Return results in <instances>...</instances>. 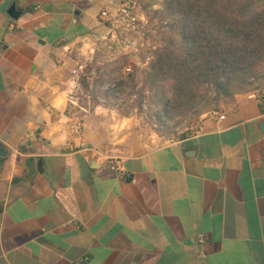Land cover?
<instances>
[{"label":"crops","instance_id":"crops-1","mask_svg":"<svg viewBox=\"0 0 264 264\" xmlns=\"http://www.w3.org/2000/svg\"><path fill=\"white\" fill-rule=\"evenodd\" d=\"M122 1L0 0V264H264V97L128 154L70 114L67 50Z\"/></svg>","mask_w":264,"mask_h":264},{"label":"rangeland","instance_id":"rangeland-1","mask_svg":"<svg viewBox=\"0 0 264 264\" xmlns=\"http://www.w3.org/2000/svg\"><path fill=\"white\" fill-rule=\"evenodd\" d=\"M172 1L123 0L117 14L106 21L107 34L67 50L76 63L74 75L79 82L72 93L70 114L84 122L102 112L117 148L127 154L196 133L205 119L226 113L238 95L264 94V56L242 75L230 77L233 96L221 93L202 71L189 70L181 78L170 74L162 86L150 82L156 53L166 46L178 50ZM87 72L90 87L83 89L80 81Z\"/></svg>","mask_w":264,"mask_h":264},{"label":"trees","instance_id":"trees-1","mask_svg":"<svg viewBox=\"0 0 264 264\" xmlns=\"http://www.w3.org/2000/svg\"><path fill=\"white\" fill-rule=\"evenodd\" d=\"M194 1L169 5L177 12L178 50L166 46L156 53L150 82L162 86L170 74L181 78L189 70L202 71L221 93L233 96L230 77L242 75L264 56V0ZM89 77L83 74V89L90 87Z\"/></svg>","mask_w":264,"mask_h":264},{"label":"built area","instance_id":"built-area-1","mask_svg":"<svg viewBox=\"0 0 264 264\" xmlns=\"http://www.w3.org/2000/svg\"><path fill=\"white\" fill-rule=\"evenodd\" d=\"M108 16V13L105 11L103 12V17H107ZM261 97H264V94L260 95ZM109 165L111 167L112 170L116 171V172H119L121 174H124V176L126 178H130L131 177V174L128 173L125 168L123 167V164H122V161L119 159V158H110L109 159ZM198 242L200 244H204L207 242V237L205 236V234H199L198 235Z\"/></svg>","mask_w":264,"mask_h":264},{"label":"water","instance_id":"water-1","mask_svg":"<svg viewBox=\"0 0 264 264\" xmlns=\"http://www.w3.org/2000/svg\"><path fill=\"white\" fill-rule=\"evenodd\" d=\"M15 11H16L15 7L11 9V15H12L13 17H16V16L14 15V12H15Z\"/></svg>","mask_w":264,"mask_h":264}]
</instances>
